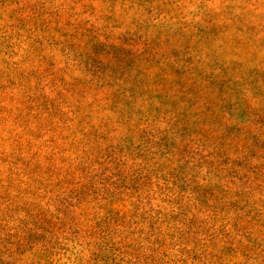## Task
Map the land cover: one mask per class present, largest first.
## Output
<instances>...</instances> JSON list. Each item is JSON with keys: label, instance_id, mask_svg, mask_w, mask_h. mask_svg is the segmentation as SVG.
Masks as SVG:
<instances>
[{"label": "rangeland", "instance_id": "obj_1", "mask_svg": "<svg viewBox=\"0 0 264 264\" xmlns=\"http://www.w3.org/2000/svg\"><path fill=\"white\" fill-rule=\"evenodd\" d=\"M0 264H264V0H0Z\"/></svg>", "mask_w": 264, "mask_h": 264}]
</instances>
